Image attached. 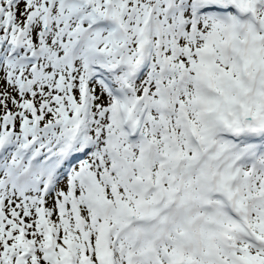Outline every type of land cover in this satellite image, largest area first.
I'll return each instance as SVG.
<instances>
[{"label":"snow or ice","instance_id":"1","mask_svg":"<svg viewBox=\"0 0 264 264\" xmlns=\"http://www.w3.org/2000/svg\"><path fill=\"white\" fill-rule=\"evenodd\" d=\"M0 264H264V0H0Z\"/></svg>","mask_w":264,"mask_h":264}]
</instances>
